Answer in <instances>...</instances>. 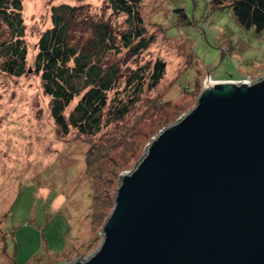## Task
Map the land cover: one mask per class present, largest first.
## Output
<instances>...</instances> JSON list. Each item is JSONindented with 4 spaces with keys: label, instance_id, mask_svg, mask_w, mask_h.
I'll return each mask as SVG.
<instances>
[{
    "label": "rangeland",
    "instance_id": "obj_1",
    "mask_svg": "<svg viewBox=\"0 0 264 264\" xmlns=\"http://www.w3.org/2000/svg\"><path fill=\"white\" fill-rule=\"evenodd\" d=\"M22 3L27 71L19 77L0 71V264H65L98 250L120 175L134 168L152 137L195 106L208 74L211 81L264 76V31L241 27L230 10L214 9L206 0H142L144 25L154 41L137 56L123 50L115 60L135 68L161 59L163 78L155 88H144L124 118L107 121L106 107L94 136L63 134L33 71L37 40L51 26V7L88 5L120 28L125 16L106 0ZM95 144L106 148L105 155L98 152V163L90 164Z\"/></svg>",
    "mask_w": 264,
    "mask_h": 264
},
{
    "label": "water",
    "instance_id": "obj_2",
    "mask_svg": "<svg viewBox=\"0 0 264 264\" xmlns=\"http://www.w3.org/2000/svg\"><path fill=\"white\" fill-rule=\"evenodd\" d=\"M113 202L98 250L65 264H264V76L205 83Z\"/></svg>",
    "mask_w": 264,
    "mask_h": 264
},
{
    "label": "trees",
    "instance_id": "obj_3",
    "mask_svg": "<svg viewBox=\"0 0 264 264\" xmlns=\"http://www.w3.org/2000/svg\"><path fill=\"white\" fill-rule=\"evenodd\" d=\"M206 1L214 9L230 10L241 27L257 34L264 31V0ZM106 2L113 12L125 16L124 27L92 14L88 5L60 3L51 7V26L36 43L33 71L40 77L43 93L50 98L51 117L63 134L70 130L84 136L99 133L106 107L107 121L124 118L144 88H155L165 72L166 63L158 58L135 68L115 60L123 50L130 56L139 55L155 37L145 28L142 0ZM24 35L22 0H0V71L9 76L19 77L27 71ZM128 146L133 148L125 142L124 147ZM104 150L96 144L91 147L90 164H97L98 152L104 156Z\"/></svg>",
    "mask_w": 264,
    "mask_h": 264
},
{
    "label": "built area",
    "instance_id": "obj_4",
    "mask_svg": "<svg viewBox=\"0 0 264 264\" xmlns=\"http://www.w3.org/2000/svg\"><path fill=\"white\" fill-rule=\"evenodd\" d=\"M234 81H241V80H234ZM242 81H244V82H247V83H251V82H253V81H251V80H242Z\"/></svg>",
    "mask_w": 264,
    "mask_h": 264
},
{
    "label": "bare ground",
    "instance_id": "obj_5",
    "mask_svg": "<svg viewBox=\"0 0 264 264\" xmlns=\"http://www.w3.org/2000/svg\"><path fill=\"white\" fill-rule=\"evenodd\" d=\"M205 83H213V81L207 79Z\"/></svg>",
    "mask_w": 264,
    "mask_h": 264
}]
</instances>
